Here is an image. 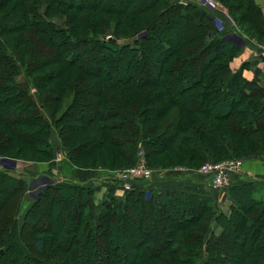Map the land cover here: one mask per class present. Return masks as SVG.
Segmentation results:
<instances>
[{
  "label": "trees",
  "instance_id": "trees-1",
  "mask_svg": "<svg viewBox=\"0 0 264 264\" xmlns=\"http://www.w3.org/2000/svg\"><path fill=\"white\" fill-rule=\"evenodd\" d=\"M22 1L30 3L22 7ZM217 1L232 23L242 29L235 14L244 12L254 32L264 34L261 11L253 0ZM121 3L0 0V109L6 107L0 115V155L12 148L22 153L32 149L51 162L58 150L69 163L80 156L95 157L99 169L110 174L133 166L141 151L149 168V160L163 153L188 169L221 158L263 157L264 88L242 77L246 63L235 72L230 68L238 51L222 40L226 29L217 31L213 12L171 0ZM12 4L18 6L14 11L8 9ZM170 21L192 22L197 30L188 35L182 28L176 37L169 33ZM109 29L112 33L107 34ZM11 35L19 38L13 41ZM147 57L156 58L151 79ZM197 63L201 73L192 78L188 71ZM69 71L76 72L69 82L76 96L66 109L79 106L85 113L83 97L93 99L88 117L73 122L76 129L92 128L79 155L74 147L78 142L66 135L68 111L59 118L53 114L69 96L57 83ZM30 84L36 93L50 85L52 98L40 94L38 103ZM155 144L160 148L154 152ZM167 160V166L157 167L173 168L172 158ZM23 184L22 178L0 170V264H198L202 256L199 264H230L234 257L236 264H263L264 181L229 186L228 214L218 212L209 192L194 185L161 191L157 184L136 181L119 200L115 190L122 186L115 181L98 200L88 181H54L43 185L21 221L15 214ZM46 207L48 221L41 229L37 214ZM141 209L148 221L138 219ZM62 211L71 216L66 233ZM152 217L165 229L167 223L174 225L164 239L152 233ZM131 221L137 224L129 229ZM214 224L219 234L213 233ZM125 237L134 241L123 255L119 249ZM101 248L112 260L100 259Z\"/></svg>",
  "mask_w": 264,
  "mask_h": 264
},
{
  "label": "rangeland",
  "instance_id": "rangeland-1",
  "mask_svg": "<svg viewBox=\"0 0 264 264\" xmlns=\"http://www.w3.org/2000/svg\"><path fill=\"white\" fill-rule=\"evenodd\" d=\"M120 2H122L121 4L123 5L125 0H119ZM124 1V2H123ZM173 1V0H172ZM176 2H178L179 4L180 3H183V4H196L198 5L199 7H201L202 9H207L206 7V1L207 0H175ZM217 1V0H216ZM219 5L220 2L217 1ZM21 3V2H20ZM30 1H22V7L24 5H27L29 4ZM86 5H89L90 4V1H85L84 2ZM36 4V3H35ZM121 5V6H122ZM18 6H16L15 4H12V5H9L8 6V9H14L17 8ZM21 7V9H22ZM222 9L225 10L226 12V9H224V7L221 5ZM7 9V10H8ZM212 9H209L208 11L211 12ZM213 11H216V10H213ZM244 12H239L235 14V16L237 18L240 19V23H241V27L242 29H244L245 31H247L248 35H250L251 37H257V38H260L259 34L255 33L254 32V27L253 25H250L246 20H245V16H244ZM171 26V30L169 31V33H171L172 35H175L176 37L179 35V31L183 28L184 30V34L187 33L188 31V35H191V33H194L195 30H197V28L194 26V24L192 22H188L186 23L185 21L182 22L180 21L179 23H175L174 21H170V24H168ZM106 33L109 34V33H112V31L109 30H106ZM261 35V34H260ZM17 38H19V36H9V39H12L13 41H15ZM8 40V38H7ZM17 41V40H16ZM157 50V49H156ZM155 50V51H156ZM154 54H156V56L159 57V54L158 52H154ZM147 64H146V68H147V71L148 73L150 74L149 75V78L151 79L152 75H153V72L155 70V66H156V58L153 57V58H150V57H147ZM199 63L196 64V66L194 65V70L192 72L188 71L189 72V76H191L192 78H194L196 75L200 74L201 71H199L198 69V65ZM187 69L190 70V67L187 66ZM76 72H67L63 78V81L62 82H57L59 85H62V88H64L65 90L67 89L68 92H69V96L67 99H64L60 106H56L54 111H53V114L55 115L56 118H59L61 116V114L65 111H68L69 113V117L67 118L68 119V122L69 124L65 126L67 132H66V135L68 137H72V141L75 140V142L77 141L78 144L74 145L77 153L76 155H79V153L83 150L81 147L84 146L86 144V139H87V136L89 137L90 135L88 133L92 132V128L91 127H88L87 129L88 130H83V129H76L75 126L73 125V122H83V120L85 118L88 117L89 113H88V109L91 108V104H92V97H89V96H85L83 97L84 99V102H85V108L86 109V112L85 113H82L81 112V107L79 106H72L71 108L69 109H66L69 105L73 104L74 103V98L76 96V91H74L73 89V85L72 84H69V82H73L74 78L76 77ZM19 81L22 80V77L21 78H18ZM30 86V92H32L33 95H35L34 97V100H36L38 103H39V96L41 94L42 97H45L47 99H50L52 98L51 97V86H45L43 89L39 90L40 93H36V90L35 88L32 86V84L29 85ZM210 93V92H209ZM61 95V93H60ZM210 95V94H209ZM168 96H170L172 99H180L179 97L180 96H173L172 93H169ZM212 97L209 96L208 99H211ZM228 102V101H227ZM230 104V106L232 105L230 102H228ZM54 105H57V104H50L49 106L51 107H54ZM9 107H7L8 109ZM235 108L234 107V104L232 105V109ZM3 109V110H2ZM0 109V115H4L3 114V111L6 109L5 108H2ZM114 109H118V107H114ZM216 110H218V105L217 106H214L212 108V111L216 112ZM234 110V109H233ZM5 115H7V117H9V111L5 113ZM48 115V114H47ZM154 115L151 114V117H153ZM231 116V114H226L225 119L229 118ZM150 118V116H149ZM264 125V124H262ZM90 128V129H89ZM262 129L264 130V126H262ZM261 133V132H260ZM3 135L5 136V134L3 133ZM262 136H264V133H261ZM53 136H55V132H53ZM53 143H55V145L57 146L58 141H56V136L53 137L52 139ZM159 143V142H158ZM18 145V144H17ZM160 144H155V145H152L151 147V150L152 151H156V150H159V147ZM28 150V149H27ZM30 151H25L26 153H22L19 149H15V148H12V149H9L7 151H5V156L4 155H0V167L3 169L7 168V169H14V170H17V169H20V171H22V169L26 168L28 166V164H25V162L23 161H19V160H16L17 158H12V157H20V158H26L27 159H36V160H40L39 162H33L32 165H36V164H41L42 162H46L47 160L44 159L43 157H40L38 155H35L32 153V149H30ZM55 159L51 162H46V164L49 166L52 167V170L54 171L55 174H53V178L50 177V179H53L54 181H58L59 183H64V184H70L71 182L72 183H81L79 181H77L76 179L78 178V176L80 175V173L82 172H85V171H90L92 169H86V168H100L102 167V165H99L98 163V166L96 167L95 165H97L95 162H94V158L95 157H83L80 156L77 161H73V165L72 163L69 161H67L66 159H64V157H62L61 153L56 150V153H55ZM164 154V153H163ZM159 155V156H156L155 158H152L150 159L149 161L152 162V168H150L152 170V177L149 179V180H143L142 182H145V186H153L154 184H163L165 187H167V189L171 191V189H181V188H185L186 186L190 185L188 182H185L183 180L187 179H194V177H199V176H203L205 178H207L210 182H211V179H209V177H207L206 175L202 174L201 170H202V166H205V165H213V164H223L224 167H225V170H228V166H227V163L228 161H239L240 162V166L241 168L238 170V171H235V172H232L228 175V186L223 188L225 190L228 191V187L231 186L234 182V180L232 181V179H238L236 176L237 175H240V173L242 172V168L244 167V163L245 161L247 160H240V159H236V158H221L218 162H211V161H208V162H203V163H194L192 165L193 169H188V168H184L182 167V164H180L179 160L175 159L174 157H172L171 155L169 154H164V155ZM179 154V153H178ZM138 155V154H137ZM179 156H181V159H183V156L182 154H179ZM11 157V158H10ZM62 157V158H61ZM172 158V160L174 161V165H173V168L171 169H162L160 167H157V165H163V166H167L168 164V160L167 159H170ZM261 158H264L261 157ZM41 159H44L46 161H43ZM256 159H260V158H256ZM256 159H250V160H256ZM18 161V162H17ZM137 161H138V157H137ZM137 161L136 163L133 165L135 166L137 164ZM249 161V160H248ZM14 162V163H13ZM146 162V160H145ZM38 166V165H37ZM131 167L130 165H127V167H121L119 169H115L116 171L114 172H118V171H124V170H127V168ZM180 166V167H178ZM151 167V166H150ZM17 168V169H16ZM108 168V167H107ZM99 171V172H98ZM97 171V173H94V172H91L92 175H94L93 177L96 178V180L98 181L99 177L101 178V181L99 180V183L98 185L102 186L98 189V185L96 186L95 184H91V187L92 188H96L95 189V194H96V199H100L101 197L104 196V194H106V192H108V186H111V185H114L113 183L115 181H117L116 177L115 176H112L113 173H108L106 171H104L103 169H99ZM14 172V171H13ZM100 174V175H98ZM110 174V175H108ZM45 177V178H44ZM46 177H49L47 176L46 174H43L42 176H40L39 178L37 179H32L31 176L29 175H26L24 174V177H21L22 180L24 181V184H23V191L20 193V196L18 197V201L19 203L17 204V207L19 208L20 204L22 203V206L20 208H22V212H23V209L25 207V202L27 201V198L28 197V192L29 194L34 197L35 194H37L39 187L42 188L43 185H45L46 183H48V179ZM55 178V179H54ZM76 178V179H75ZM88 178V177H87ZM235 179V180H236ZM179 181H183L185 183H182V184H179V185H176L175 183L179 182ZM101 182V183H100ZM237 184V183H235ZM88 186H90V184H88ZM120 186V185H119ZM118 186V189L115 190V195L117 198H119V200L122 199V191H120ZM113 187V186H111ZM223 189H219L220 191H222ZM259 198V196H257ZM59 205H57L58 207ZM17 208V210H18ZM17 210H16V214L17 215ZM21 210V209H20ZM18 210V211H20ZM143 211H146L145 209H141V211L139 212H142ZM49 213H51L49 211ZM21 214V213H20ZM22 215V214H21ZM38 219L41 220L40 222V228L43 229L45 226H46V222L48 221V218H47V207L43 210H40V212H38ZM23 216V215H22ZM166 216V214H164V217ZM138 217V216H137ZM70 218L71 216L67 213V211H62V215H61V219L62 220H66V223L64 225V229H66L64 231V233H66L69 228V224H70ZM138 219H141L142 221H148V218L146 216V214H141V218L138 217ZM58 221V220H57ZM137 224L135 221H131L129 222L128 224V227L129 229H132V226ZM151 224H153V226H155L153 228V231L152 233L157 237V239L161 240V239H164L166 237V234L170 233L174 227V225H172L171 223H167L168 225V229H165L163 228L161 225H156L155 224V221L152 217L151 219ZM63 232V231H62ZM94 241V240H93ZM125 244H120V249L119 251L123 254V255H126V251H130L128 250V247L130 245L131 242H133L134 240H132L131 237H125ZM100 253V259L102 260L105 256L109 258L108 261L112 260L113 256L110 254L109 251L106 252L105 249L101 248V250L99 251ZM203 257H200V261L198 262L199 263H202L203 261ZM261 261L262 263L264 264V250L262 252V256H261ZM229 263L230 264H236V260H235V257L234 258H231L229 260Z\"/></svg>",
  "mask_w": 264,
  "mask_h": 264
},
{
  "label": "crops",
  "instance_id": "crops-1",
  "mask_svg": "<svg viewBox=\"0 0 264 264\" xmlns=\"http://www.w3.org/2000/svg\"><path fill=\"white\" fill-rule=\"evenodd\" d=\"M253 1L255 5L260 9L262 19L264 21V0H253ZM211 11L215 16L213 22L216 25L217 31L221 32L222 30L226 29V32L224 33V35H222L223 37L222 40L228 41L231 47H235L238 51L237 55L234 58H232L229 63L230 68L235 72L242 67L241 65L243 63H246L248 66L247 68H244L242 70V77L249 81L256 80L259 83V85L262 88H264V51L262 50V47H264V34L259 35L260 38L248 37L244 33L243 29H241L236 24L232 23L225 10L223 11L211 10ZM25 164H28V166L25 169L23 168L22 171H20V169L17 168H16L17 170L14 169L12 170L7 168L3 170L7 171L10 175L16 176L18 178L24 177V174H26L31 176L32 179H37L43 174H46L47 176H49L46 177L48 179V183L54 182L53 179H50V177H52L53 174H55L50 164L48 166L46 162H42L41 164L32 165L33 162H28V161L25 162ZM243 166L244 167L242 168V172L240 173V175L236 176L238 179L236 178H235L236 180L232 179V181L234 180L233 184L243 183L246 181H253V182L264 181V158L249 160V161L247 160L245 161ZM0 170H2L1 167ZM91 172L97 173L91 170L85 171L80 173L78 178L75 179L79 182L88 181L89 184H95L97 186L99 180L101 181V178L99 177L97 181L96 178L93 177L94 175H92ZM185 182H188L190 185H194L206 189L209 192V196H211L214 200L216 210H218V212H223L224 214L229 213V205L231 200L227 195L228 194L227 190L223 189L222 191H220L219 189H215V188L213 189L210 185V181L203 176L195 177L193 180H187ZM182 183L184 182H177L175 184L179 185ZM156 186H157L156 188L157 190H161V191L168 190L167 187H165L163 184H159V185L157 184ZM40 189H41L40 187L39 189H37L38 190L37 194L39 193ZM37 194H35V196L32 197L28 192V197H26L27 201L25 202V207L23 209V212H22V208H20L22 206V203L20 204L18 210L20 209L21 210L20 211L17 210L16 216H18V218L21 221L23 220L25 212L34 202ZM212 229L215 235L221 232V229L217 224H214L212 226Z\"/></svg>",
  "mask_w": 264,
  "mask_h": 264
},
{
  "label": "built area",
  "instance_id": "built-area-1",
  "mask_svg": "<svg viewBox=\"0 0 264 264\" xmlns=\"http://www.w3.org/2000/svg\"><path fill=\"white\" fill-rule=\"evenodd\" d=\"M206 7L208 10L223 11L216 0H207ZM262 50L264 51V47H262ZM240 165L239 161H228V170H225L223 164L205 165L202 166L201 172L211 179L210 185L213 189H223L228 186V175L238 171L241 168ZM112 176L117 178L118 184L122 186L119 190L123 192L130 189L132 182L149 180L152 177V170L146 165L145 157L141 151L138 153V161L135 166H131L121 172H114Z\"/></svg>",
  "mask_w": 264,
  "mask_h": 264
}]
</instances>
